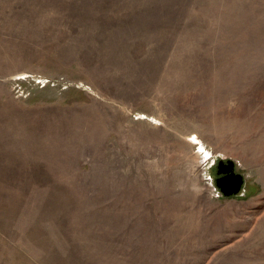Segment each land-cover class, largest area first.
Masks as SVG:
<instances>
[{
	"label": "rangeland",
	"instance_id": "1",
	"mask_svg": "<svg viewBox=\"0 0 264 264\" xmlns=\"http://www.w3.org/2000/svg\"><path fill=\"white\" fill-rule=\"evenodd\" d=\"M0 264H264V0H0Z\"/></svg>",
	"mask_w": 264,
	"mask_h": 264
},
{
	"label": "water",
	"instance_id": "2",
	"mask_svg": "<svg viewBox=\"0 0 264 264\" xmlns=\"http://www.w3.org/2000/svg\"><path fill=\"white\" fill-rule=\"evenodd\" d=\"M214 184L223 196H232L241 193L245 183L241 173L235 171V164L231 159H219L216 164Z\"/></svg>",
	"mask_w": 264,
	"mask_h": 264
},
{
	"label": "flooded vegetation",
	"instance_id": "3",
	"mask_svg": "<svg viewBox=\"0 0 264 264\" xmlns=\"http://www.w3.org/2000/svg\"><path fill=\"white\" fill-rule=\"evenodd\" d=\"M214 177H217V175L215 174Z\"/></svg>",
	"mask_w": 264,
	"mask_h": 264
},
{
	"label": "built area",
	"instance_id": "4",
	"mask_svg": "<svg viewBox=\"0 0 264 264\" xmlns=\"http://www.w3.org/2000/svg\"><path fill=\"white\" fill-rule=\"evenodd\" d=\"M214 189H216L215 187H214ZM217 190V189H216ZM218 191V190H217Z\"/></svg>",
	"mask_w": 264,
	"mask_h": 264
}]
</instances>
